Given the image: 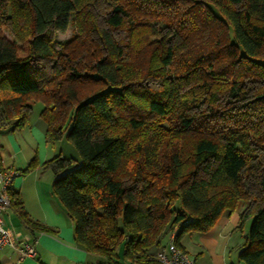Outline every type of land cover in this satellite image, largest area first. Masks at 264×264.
Instances as JSON below:
<instances>
[{"label":"trees","instance_id":"trees-1","mask_svg":"<svg viewBox=\"0 0 264 264\" xmlns=\"http://www.w3.org/2000/svg\"><path fill=\"white\" fill-rule=\"evenodd\" d=\"M34 101L46 138L78 151L43 167L98 263L156 264L175 228L181 247L247 202L237 257L264 264V0H0V126L23 127ZM9 196L26 228L46 230Z\"/></svg>","mask_w":264,"mask_h":264},{"label":"crops","instance_id":"crops-1","mask_svg":"<svg viewBox=\"0 0 264 264\" xmlns=\"http://www.w3.org/2000/svg\"><path fill=\"white\" fill-rule=\"evenodd\" d=\"M42 109L43 104L34 101L23 127L10 130L0 126V169L21 171V175L13 180L12 188L18 194L27 217L46 228L31 231L10 210L6 218L14 231L20 232L23 241L33 244L34 255L22 256L16 246L3 247L0 248V264H104L98 263L75 241L73 222L52 192L54 172L44 168L43 164L56 155L67 157L65 149L68 150L69 146L66 144L64 147V137L55 142L46 138V123L40 116ZM240 212L241 209L225 211L205 234L184 235L180 248L194 258L196 264H244L238 259L237 252L243 244L248 220L241 230L235 229ZM187 243L193 245L192 253H189ZM117 264L130 263L118 259Z\"/></svg>","mask_w":264,"mask_h":264},{"label":"built area","instance_id":"built-area-1","mask_svg":"<svg viewBox=\"0 0 264 264\" xmlns=\"http://www.w3.org/2000/svg\"><path fill=\"white\" fill-rule=\"evenodd\" d=\"M21 175V171L15 168L0 169V248L16 246L21 250L22 256L34 255L33 244L21 239L20 232H16L6 214L10 209L9 191L13 180ZM176 228L168 236L164 247L156 253L158 264H196L194 258L174 243Z\"/></svg>","mask_w":264,"mask_h":264},{"label":"rangeland","instance_id":"rangeland-1","mask_svg":"<svg viewBox=\"0 0 264 264\" xmlns=\"http://www.w3.org/2000/svg\"><path fill=\"white\" fill-rule=\"evenodd\" d=\"M88 8L94 16L93 19L96 22V25L101 29L106 28L105 17H106V12H107V6H106L105 2L99 1V2L95 3L94 5L89 6ZM74 32H75V27H74L73 22H72V24L70 22V25L67 27V29L64 32L54 31L53 36L55 39L56 48H60V44L64 41L68 40L74 34ZM3 33L10 38V35H8L5 30H3ZM131 34L132 33L130 32V34L128 36L127 30H120L116 34V37L119 39L125 38V40L128 41L129 39L131 40V38H130ZM137 40L138 39H137V35H136L134 37V42H137ZM43 66L44 67H42L43 68L42 72L47 74L53 68L54 63L52 61H49V60H44ZM146 84L152 86L153 88L157 87V85H158L157 82L153 79L147 80ZM63 145H64V147H65V145L69 146L68 150L65 149V153H66L68 158L73 157L74 159L79 160L78 151L65 138L63 141ZM246 188H247V191L253 195H259L260 194L258 185L253 180H247L246 181ZM246 206H248L247 202H245V203L241 202L238 209H241V211H243V210H245ZM247 220H248V222L246 223L245 229H248L247 225H249L251 219L248 218ZM166 241H167V238H165L164 244H166ZM186 246L190 247V248H188V250H190L189 253H192L191 251H193V250H191V249H193V247H191V246H193V245H191L190 243H187Z\"/></svg>","mask_w":264,"mask_h":264}]
</instances>
